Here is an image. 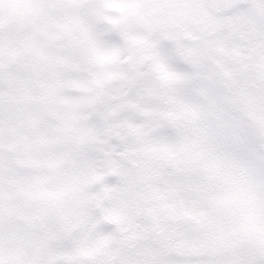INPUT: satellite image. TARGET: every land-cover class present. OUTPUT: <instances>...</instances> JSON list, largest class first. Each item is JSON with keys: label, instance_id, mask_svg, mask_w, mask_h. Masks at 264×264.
<instances>
[{"label": "snow or ice", "instance_id": "obj_1", "mask_svg": "<svg viewBox=\"0 0 264 264\" xmlns=\"http://www.w3.org/2000/svg\"><path fill=\"white\" fill-rule=\"evenodd\" d=\"M0 264H264V0H0Z\"/></svg>", "mask_w": 264, "mask_h": 264}, {"label": "rangeland", "instance_id": "obj_2", "mask_svg": "<svg viewBox=\"0 0 264 264\" xmlns=\"http://www.w3.org/2000/svg\"><path fill=\"white\" fill-rule=\"evenodd\" d=\"M17 13L18 14L20 13L19 16H16ZM25 19H26V14L22 10L13 9L9 11L10 23H22ZM12 44L15 55L29 54L30 50L23 45H18L15 40L12 42ZM19 93L21 95L26 94L23 88L19 90ZM166 207L170 209L172 208L171 205H166ZM231 207L234 210L233 218L236 220V222L242 220V225H243L242 227H238L237 224L232 225L225 222L230 219ZM215 208L221 209L220 210L221 214L218 215L217 218L215 216L211 218L209 215V211L203 213L199 212L195 218L193 215H190L191 212L195 209L188 211L186 209L183 210V214L186 217L189 218L191 217V220L194 222L195 221H197L198 223L201 222L200 226L201 227L203 226V228L207 230L202 237L193 238L195 245H203V244H207L208 242L210 243L218 242L220 244L223 243V245H226L228 243L234 242L239 238H248L250 234H253V228L257 227L256 224L252 222L251 219L245 215L243 211V205L238 199L228 196L221 197L216 200L214 208L210 211H214ZM250 225H253V227ZM245 228H247L246 231ZM257 236L258 234L252 235L251 238L248 239H255L257 238ZM183 243L184 245L189 246L187 240L184 241ZM220 244L218 246H221Z\"/></svg>", "mask_w": 264, "mask_h": 264}, {"label": "trees", "instance_id": "obj_3", "mask_svg": "<svg viewBox=\"0 0 264 264\" xmlns=\"http://www.w3.org/2000/svg\"><path fill=\"white\" fill-rule=\"evenodd\" d=\"M10 15H11V14H10ZM16 16H17V15H16ZM231 208H232V207H231ZM183 210H184V208H182V207H175V206H172L171 209L168 208L169 214H170L171 216H173V217H175V218H178V219H185V220L192 221V220H191V217H190V218H189V217H186V216L183 214ZM220 210H221V209H219V208H215L214 211H209V215H210V217L213 218V217L215 216V217L217 218L218 215L221 214ZM187 211H188V210H187ZM197 211H198V212H197ZM199 212H201V211L195 209V210H193V211L191 212L190 215H193V216L196 218V215H197ZM201 213H203V212H201ZM233 213H234V211L231 210V216H230V219L227 220V221H225V222H226V223H229V224H232V225L237 224L238 227H242V226H243V225H242V220L236 222V220L233 218ZM192 222H194V221H192ZM194 223H195V224H198V225H201V222L198 223L197 221H195ZM202 223H203V222H202ZM250 226L253 227V225H250ZM250 226H249V227H250ZM202 227H203V226H202ZM247 228H248V227H247ZM247 228H245V231H246ZM257 234H258L257 227H254V228H253V234H250V235L248 236V238H251L252 235H257ZM225 237H226V236H225ZM225 237H224V238H225ZM187 243L189 244V246H187V247H222V246H224L223 243L220 244V243H218V242H216V243H210V242H208L207 244H203V245H195V242H194L193 239L187 240ZM219 244H220L221 246H218ZM185 246H186V245H185Z\"/></svg>", "mask_w": 264, "mask_h": 264}]
</instances>
